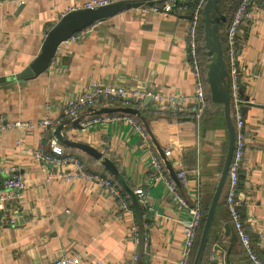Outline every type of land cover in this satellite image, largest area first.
I'll list each match as a JSON object with an SVG mask.
<instances>
[{
    "label": "crops",
    "instance_id": "crops-1",
    "mask_svg": "<svg viewBox=\"0 0 264 264\" xmlns=\"http://www.w3.org/2000/svg\"><path fill=\"white\" fill-rule=\"evenodd\" d=\"M18 1L0 3V76L7 78L0 83V121L34 122L45 116L52 121L64 120L61 111L65 100L88 89L92 82L153 93H184L188 97L184 104L171 106L150 98L140 111L157 146L162 151L172 150L175 157H168L167 162L174 172L187 170L184 187L165 168L176 194L189 200L198 193L202 205L209 202L220 176L228 132L220 104L209 102L201 118L194 117V84L187 55L188 15L124 9L96 21L79 38L60 42L43 72L14 80L12 76L33 60L46 32L67 8L89 0ZM229 6L226 0H220L218 13L229 17ZM243 28L238 62L244 76L241 111L246 146L237 196L239 213L254 248L264 257V12L256 11ZM225 34L220 40L226 45ZM141 101L131 106L139 108ZM116 106H122L121 102L96 104L95 109ZM79 116L85 118L89 113L80 110ZM139 122V130L121 118L94 122L83 129L67 124L63 134L109 158L132 190H144L145 202H138L143 234L140 259L139 232L126 193L130 206L122 210L92 181H46L50 167L35 161L22 148L37 146L44 132L46 137L54 136V128L7 127L0 130V194L2 180L13 172L24 178L25 188L19 198L4 201L0 208V264H49L56 257L76 253L83 263L99 258L104 264H127L134 255L135 264L178 262L184 242L182 221L187 213L173 192L152 179L150 160L160 157ZM63 150L79 155L89 172L111 177L99 160L75 148L63 145ZM224 187L201 264L208 263L213 244L221 247L220 256L226 264H252L231 224L225 203L227 185ZM226 223L230 224L228 233Z\"/></svg>",
    "mask_w": 264,
    "mask_h": 264
},
{
    "label": "built area",
    "instance_id": "built-area-1",
    "mask_svg": "<svg viewBox=\"0 0 264 264\" xmlns=\"http://www.w3.org/2000/svg\"><path fill=\"white\" fill-rule=\"evenodd\" d=\"M2 0H0L1 3ZM115 0H89L73 8H67V11L78 8H95L105 5ZM143 5L136 8L140 12H152L161 14H187L189 18V28L187 32V55L189 58L190 71L194 84V117L198 120L201 118L207 106V78L206 71L202 65V61L198 50V26L202 17L203 8L206 0H142ZM22 0L17 4H21ZM256 11L264 12V0H240L233 16L226 28L225 34V54L224 59L227 68V85L230 96V106L235 128V146L233 156L229 165L227 175V192L225 195L226 208L230 217L231 224L235 230L238 240L252 264H264L258 252H256L252 238L246 229L242 217L239 213L240 200L237 196V187L239 181V171L241 168L244 149L246 146V132L241 111V105L244 99L241 94V84L243 79V70L238 62V50L243 42L244 26L254 17ZM90 30L89 26L71 35L68 39L75 40ZM146 95L150 98L163 102L166 105L176 106L187 102V95L184 93H150L143 88H127L125 86L103 85L92 82L88 89L81 93L67 98L62 106V117L64 120L52 121L47 116L37 121L16 120L12 122H1L0 130L4 128H15L17 130H33V128L41 127L44 130L55 128L60 123H70L74 119H78L79 128L83 129L98 121H110L115 119H123L133 128L140 129L141 125L133 117L115 113L93 114L92 110L96 108V104L102 103V106L115 105L121 102L122 106H131L133 102L139 103ZM48 108V107H46ZM87 110L88 117L80 118L79 111ZM16 144H20V140H16ZM37 162L48 165L50 170L47 172L45 180L58 179L64 183L75 180H87L96 183L100 188L117 202L122 210H126L129 206V199L123 194L120 186L115 180L109 176L98 173L89 172L84 166L81 157L77 154L67 153L63 150L61 144L54 136L46 137L43 134V140L33 148H22ZM166 160L172 156V150H163ZM175 157V156H172ZM151 177L154 181H161L166 188L175 194L174 199L183 207L187 213V217L182 221L184 242L181 248V257L176 264H189L192 255V247L196 239L198 226L200 225L203 213L201 197L198 193L194 194L191 199L184 198L176 194L174 182L165 174V166L162 159L151 158ZM179 185L187 186V170L179 169L175 173ZM3 192L0 194V208L4 206V201L16 200L19 198L25 188L24 178L16 173L5 176L1 182ZM133 193L138 202H145V192L142 188H134ZM261 237V234L258 235ZM221 247L213 244L209 252L207 264H226L221 258ZM221 258V262H218ZM136 256L134 255L127 264H135ZM49 264H104L99 258L93 259L88 263H83L78 253L70 256H59L54 258Z\"/></svg>",
    "mask_w": 264,
    "mask_h": 264
},
{
    "label": "water",
    "instance_id": "water-1",
    "mask_svg": "<svg viewBox=\"0 0 264 264\" xmlns=\"http://www.w3.org/2000/svg\"><path fill=\"white\" fill-rule=\"evenodd\" d=\"M220 0H206L203 14H204V44L207 49V54L209 56L215 55V59L208 66L206 72V78L208 83V89L210 94V100L214 104H220L223 107V115L225 120V125L228 132V141L226 152L224 155V160L220 172V176L215 187L214 193L211 198L207 213L204 217V223L199 237L196 252L191 264H201L204 251L206 248L208 235L212 226L214 219V214L222 193V190L227 183V175L229 170V165L232 160L233 150L235 146V128L232 121V112L230 106V96L227 85V68L224 59V50L222 42L219 37V28L222 23L225 22L226 17L224 14L218 13L219 7L218 3ZM140 2L136 0H115L102 6L95 8H78L65 12L62 16L49 28L46 32L42 43L40 45L39 51L33 60L25 66L22 70L15 73L11 79L23 80L31 78L41 72H43L52 59L56 47L62 41L67 40L71 35L79 32L95 23L96 21L103 20L110 17L117 12L130 7H137ZM217 12L214 17L212 13ZM188 19L190 16H186ZM7 78L5 76H0V83L5 82ZM151 94L153 91L150 92ZM150 100V95H146L140 104L139 108L132 106H116V107H100L98 109L92 110L93 114H112V113H123L127 115H132L137 117L143 124L152 144L154 145L159 157L162 159L165 168L168 171L169 176L173 178L176 183H179L175 172L171 165L167 162L163 155V151L157 146L153 136L151 135L148 126L140 114L139 109L143 108L145 104ZM73 128H79L78 119L72 120L70 123ZM67 123H60L55 126L53 130L54 137L64 146L75 148L89 157L99 160L100 165L103 169L111 175L120 188L128 195L130 199L131 206L134 211L135 220L139 232V250H138V260L142 254L143 247V234L141 225V214L139 211L138 201L132 191V189L126 184L123 176L118 172L116 166L111 162V160L105 156H102L99 151L95 148L89 146L88 144L71 140L65 137L63 130ZM225 230L230 231V224L226 223L224 226ZM260 258L264 261V257L260 255Z\"/></svg>",
    "mask_w": 264,
    "mask_h": 264
},
{
    "label": "rangeland",
    "instance_id": "rangeland-1",
    "mask_svg": "<svg viewBox=\"0 0 264 264\" xmlns=\"http://www.w3.org/2000/svg\"><path fill=\"white\" fill-rule=\"evenodd\" d=\"M227 14L231 15L230 12H228ZM214 15H216V13ZM214 15L212 14V16H214ZM229 18L230 17H228L227 21L229 20ZM227 21L220 28V33H219V37L221 36L220 39L223 38L224 34L226 33V28H227V25L229 23ZM222 46H223V50H225L226 45H225V42H223V40H222ZM198 50H199V55H200V58L202 61V65L207 70L209 64L214 61L215 55L214 54L211 56L207 55V51H206L207 49H206L205 44H204V14L203 13H202V17L200 18V22H199V26H198ZM224 54H225V51H224ZM210 103H212V102H210ZM232 121H233V118H232ZM226 185H227V183H226ZM225 189L226 188L224 187L222 190V193L225 192Z\"/></svg>",
    "mask_w": 264,
    "mask_h": 264
},
{
    "label": "trees",
    "instance_id": "trees-1",
    "mask_svg": "<svg viewBox=\"0 0 264 264\" xmlns=\"http://www.w3.org/2000/svg\"><path fill=\"white\" fill-rule=\"evenodd\" d=\"M227 1V3L230 5L229 7H230V13H231V15L229 16L230 18H229V20L227 21V19H228V16L227 15H225V17H226V20H225V22L227 21V22H230V19H231V17L233 16V14H234V12H235V10H236V8H237V6H238V4H239V2H240V0H226ZM224 22V23H225ZM223 23V24H224ZM229 24V23H228ZM209 102H211V100H210V94H209V89L207 88V103H209ZM140 109H142V108H140ZM140 109H139V111H140ZM140 114H143L144 115V113H143V110H141L140 111ZM107 115H112V114H107ZM129 116H131V117H133L134 119H136V121L141 125V123L139 122L140 120L137 118V117H135V116H132V115H129ZM111 176V175H110ZM111 178L114 180V178L111 176ZM122 190V189H121ZM122 192L125 194V192L122 190ZM210 201H211V199H210ZM210 201L209 202H207L205 205H202V213H203V216H202V219H201V222H200V225L198 226V229H197V235H196V239H195V242H194V245H193V247H192V255H191V258H190V262H189V264H191L192 263V260H193V258H194V255H195V252H196V248H197V245H198V241H199V237H200V234H201V230H202V227H203V223H204V217H205V214L207 213V210H208V207H209V204H210ZM202 263V262H201Z\"/></svg>",
    "mask_w": 264,
    "mask_h": 264
}]
</instances>
